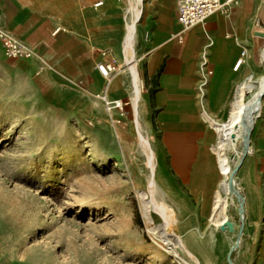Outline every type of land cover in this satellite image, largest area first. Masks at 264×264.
<instances>
[{"label": "rangeland", "instance_id": "1", "mask_svg": "<svg viewBox=\"0 0 264 264\" xmlns=\"http://www.w3.org/2000/svg\"><path fill=\"white\" fill-rule=\"evenodd\" d=\"M258 23L264 26V19ZM28 60L6 55L0 39V264H13L14 258L24 264H182L148 229L132 177L145 190L154 178L155 186L176 193V223L193 225L200 234L212 222L213 196L206 204L199 191L203 178L192 191L176 171V133L162 124L160 110L142 108V92L135 90L130 102L119 100L123 108L106 92L93 94L94 108L96 103L103 108L99 118L63 109L40 91ZM200 93L204 97L201 84ZM212 127L208 170L219 181ZM138 128L156 152L162 150L163 170L156 163L153 172L141 153ZM238 176L244 187L241 169ZM153 213L157 222L163 220L160 212ZM257 224L251 264H264L263 229L261 221Z\"/></svg>", "mask_w": 264, "mask_h": 264}, {"label": "crops", "instance_id": "2", "mask_svg": "<svg viewBox=\"0 0 264 264\" xmlns=\"http://www.w3.org/2000/svg\"><path fill=\"white\" fill-rule=\"evenodd\" d=\"M99 1L103 3L97 5ZM1 7L5 28L40 46L39 56L25 64L40 91L58 107L83 110L85 116L99 118L103 108L98 103L94 108L93 94L106 92L130 102L135 66L141 107L159 109L162 124L176 133L180 162L176 171L190 184V190L200 189L207 204L218 181L213 170H208L213 127L206 115L228 118L240 87L260 77L264 68V36L258 29V22L264 19L262 0H234L203 26L187 29L185 34H181L177 0H7ZM38 28L43 36L37 34ZM209 38L212 42L207 48ZM107 47L113 48L112 57L119 67L112 84V77L104 76L97 65L101 50ZM204 48L213 72L203 97L200 66ZM241 180L264 237V92ZM263 253L264 239L260 259Z\"/></svg>", "mask_w": 264, "mask_h": 264}, {"label": "water", "instance_id": "3", "mask_svg": "<svg viewBox=\"0 0 264 264\" xmlns=\"http://www.w3.org/2000/svg\"><path fill=\"white\" fill-rule=\"evenodd\" d=\"M258 29L264 36V27L258 26ZM261 95L246 104L240 128L231 133L232 169L228 177V202L224 220L211 222L204 234L195 231L193 225L180 226L176 219L168 224L167 230L175 233L181 242V253L187 264H251L258 224L238 172L251 149V136L261 109Z\"/></svg>", "mask_w": 264, "mask_h": 264}, {"label": "bare ground", "instance_id": "4", "mask_svg": "<svg viewBox=\"0 0 264 264\" xmlns=\"http://www.w3.org/2000/svg\"><path fill=\"white\" fill-rule=\"evenodd\" d=\"M38 29L40 30L37 31V34L43 36L44 32L42 28ZM29 41L33 45L36 44V42L32 40ZM261 57L264 60V48L261 52ZM115 77L116 76H113L111 78V84L112 82H114ZM131 80L135 87V91L139 93L141 89V83L135 66L132 68ZM247 89L251 92L249 95L247 93ZM263 92L264 74L261 75L257 81H252L250 83L248 82L240 87L237 97L233 101V105L228 118L219 119L214 118L210 115H206L211 120L212 124L214 125L217 131V140L212 145V148L216 155V165L221 175L213 195L211 221L214 223H219L226 217V205L228 202V177L232 169L231 150L233 148V142L231 138V133L234 130L240 128V120L246 104H250L252 101L257 99ZM104 144L106 147L108 145L109 149L113 147V144L110 142L109 139H105ZM139 145L141 148V153L147 155V162L152 166V171L154 172V165L156 163L163 170L165 166L162 150L158 149V152H156L151 145L150 139L140 129ZM168 146L170 147V143H168ZM125 149L126 146L122 145V150L124 153L126 151ZM174 154V162L176 166V152H174ZM132 178L133 187L138 191L140 205L144 212L148 229L153 234H156V236L159 234L161 240L164 241L167 245L166 249L173 255L177 256L182 264H187L183 254L181 253V249L183 250V247L178 237L176 236V234L173 235V233L167 231L169 222L171 220L176 219V208L172 205L173 203L174 205L176 203V193H167L161 188L155 186L156 181L154 178H151L149 180L150 190H145L141 188L143 182L139 178ZM154 211L160 212L162 214L163 220L161 222L156 221V218L153 213ZM184 234L185 233H183L182 236ZM13 262L15 264H21L24 261L18 258H14Z\"/></svg>", "mask_w": 264, "mask_h": 264}, {"label": "built area", "instance_id": "5", "mask_svg": "<svg viewBox=\"0 0 264 264\" xmlns=\"http://www.w3.org/2000/svg\"><path fill=\"white\" fill-rule=\"evenodd\" d=\"M234 0H177L178 21L182 24L183 30L203 26L207 19L216 11L224 9ZM103 2H97L101 5ZM149 36V31L145 32ZM0 39L2 43L3 52L11 57L23 58L39 56L40 46L33 45L27 40L17 36L10 30L3 29L0 23ZM212 40L209 38L207 48L210 46ZM113 48L107 47L101 50V59L98 62V68L102 74L110 78L118 71V62L112 57ZM244 53V52H242ZM243 58H239L236 66H239ZM213 70L209 66L208 50L204 49L201 59V90L204 92L211 73ZM105 100L109 101L108 96ZM117 105L123 108L119 100Z\"/></svg>", "mask_w": 264, "mask_h": 264}]
</instances>
